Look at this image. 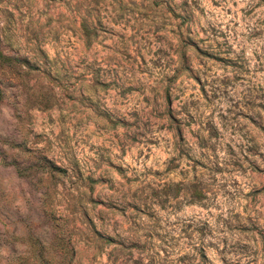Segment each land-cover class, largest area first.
Segmentation results:
<instances>
[{"label": "rangeland", "instance_id": "1", "mask_svg": "<svg viewBox=\"0 0 264 264\" xmlns=\"http://www.w3.org/2000/svg\"><path fill=\"white\" fill-rule=\"evenodd\" d=\"M0 264H264V0H0Z\"/></svg>", "mask_w": 264, "mask_h": 264}, {"label": "trees", "instance_id": "2", "mask_svg": "<svg viewBox=\"0 0 264 264\" xmlns=\"http://www.w3.org/2000/svg\"><path fill=\"white\" fill-rule=\"evenodd\" d=\"M59 255H61V260L59 262H62L64 256L66 255V252H59Z\"/></svg>", "mask_w": 264, "mask_h": 264}]
</instances>
